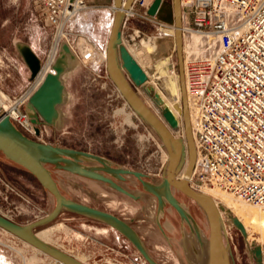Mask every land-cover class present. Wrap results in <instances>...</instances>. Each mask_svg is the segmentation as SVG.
<instances>
[{"label":"rangeland","instance_id":"obj_1","mask_svg":"<svg viewBox=\"0 0 264 264\" xmlns=\"http://www.w3.org/2000/svg\"><path fill=\"white\" fill-rule=\"evenodd\" d=\"M91 10L95 20L100 19L105 25L109 23L110 18L107 20L105 11ZM96 25L99 41L89 35L88 11L83 12L75 21L69 39L65 41L74 57L67 71L61 74L67 84L64 104L58 106L59 113L54 124L44 123L41 138H32L100 154L114 165L143 171L146 180L158 182L163 178L168 163L167 149L160 136L138 117L109 77L105 50L110 26ZM158 30L160 35L165 32L163 29ZM173 34L165 33V37L158 40L156 34L145 32V35L137 36L135 42L129 44L130 50L133 49L138 56L139 63L156 81L163 79L159 77L163 72H156L158 66L166 58L171 59L172 38L176 48L175 34L174 37L170 36ZM53 35L54 28L43 21L34 0H0V97L6 105L11 98L24 93L33 83V69L22 47L27 45L31 48L41 69L55 53ZM60 51L61 47L57 50L56 59ZM87 51L95 52L92 59L87 57ZM172 60L177 63L176 72L179 73L177 49H174ZM160 90L162 88L158 90L161 93ZM163 94L170 98V92ZM164 95L162 97L167 103ZM170 100L174 101L173 98ZM84 163L98 165L88 160ZM46 166L54 180H57L61 192L68 198L116 213L120 218L130 221L157 262L207 263V252L199 245L189 224L180 218L171 204H165L162 212L158 213L157 198L143 190L140 181L133 175L128 176L130 180L125 185L141 195L142 199L138 201L109 189L100 180L80 176L50 163ZM0 189L9 195L8 201L0 196V206L14 215V222L29 224L37 220V216L51 212L56 205L55 196L35 176L22 166L12 163L1 151ZM174 190L207 240L210 232L204 209L187 194ZM219 190L237 199L231 193ZM251 207L259 210L260 216L263 213L264 217V207L253 204ZM245 221H248V233L243 225L227 217L225 241L231 245L232 264H264V225L252 223L250 219ZM44 230L43 237L51 245L74 255L85 264H149L130 240L102 221L86 215L63 210L56 219L36 227L34 231L42 233ZM0 256L6 259L7 264H59L47 253L37 250L2 227Z\"/></svg>","mask_w":264,"mask_h":264},{"label":"built area","instance_id":"obj_2","mask_svg":"<svg viewBox=\"0 0 264 264\" xmlns=\"http://www.w3.org/2000/svg\"><path fill=\"white\" fill-rule=\"evenodd\" d=\"M34 1L46 23L54 28L55 53L69 39L80 15L96 7L87 0ZM125 2L121 7L125 11L122 36L128 48L137 36L145 35L132 25L133 18L175 31V23L148 13V0H133L128 9ZM181 4L184 77L196 147L189 184L197 191L221 189L264 207V0H181ZM109 8L111 29L117 8L114 2ZM173 53L170 57L176 72ZM51 59L42 66H49L43 76L38 79L40 69L32 85L11 98L3 110L30 137L41 138L44 123H34L26 106L46 74L54 71L53 64L49 65ZM179 105L181 132L175 136L187 140L184 105ZM6 193L0 189V196L8 201ZM0 213L13 221L14 215L2 205ZM47 214L37 216V220Z\"/></svg>","mask_w":264,"mask_h":264},{"label":"water","instance_id":"obj_3","mask_svg":"<svg viewBox=\"0 0 264 264\" xmlns=\"http://www.w3.org/2000/svg\"><path fill=\"white\" fill-rule=\"evenodd\" d=\"M133 0H126L124 7L126 9ZM163 0H153L150 3L148 13L156 16L161 8ZM123 0H114L117 8L113 18V25L109 32V40L106 46V66L109 77L114 82L118 91L122 94L129 106L135 113L144 120L160 136L164 147L168 152V163L163 172V178L158 182L146 180V174L143 171H137L121 166H111L109 160L100 154H94L89 151L77 150L74 148L61 147L44 141H39L25 135L13 122L8 114L0 110V151L5 156L20 166L30 170L41 185H43L51 194L55 196L56 205L54 209L45 215L42 219L21 224L14 222L0 213V228L10 232L14 236L20 237L28 244L33 245L40 251H43L53 257L59 264H85L74 255L56 248L55 246L43 241L37 237L35 228L50 223L63 211H73L83 216L92 217L98 221H104L113 229L115 228L123 234L144 256L149 264H161L157 262L146 248L144 241L136 229L126 220L109 211L83 204L64 195L59 187L57 180H54L52 173L46 164H53L59 168L76 173L80 176H86L96 180H104L119 191L129 194L134 198L138 196L123 188L111 178L106 177L99 172V162L105 164L109 172H115L119 178L123 179L121 173H131L138 177L144 186V189L157 198L159 211H162L165 204H171L178 212L180 218L187 222L191 231L195 233L199 245L207 252V264H232L231 245L227 244L226 225L221 217L220 209L215 199L209 194L194 190L189 184V178L195 165L196 149L192 144V133L190 121L188 119L189 107L187 105V91L184 90V62H183V6L181 0H173L174 20L176 25V38L178 48L179 74L182 82L184 119L186 133H188L190 157L189 165L184 171V178H179V173L183 170L186 163L185 158L187 149L183 138L179 135L181 132V119L171 105L166 103L161 93L157 90L153 82L146 74L143 66L136 61L131 50L126 46L122 36V21L125 11L122 7ZM38 67V65H37ZM33 69V68H32ZM40 67L33 69V78L39 72ZM61 71L55 69L49 72L43 79L39 87L31 94L27 109L32 115V121L54 124V119L59 113L58 106L64 101L65 85L61 80ZM139 86L143 92L139 91ZM149 99V102L148 100ZM39 132V130H38ZM85 160L92 161L98 165L83 164ZM187 194L197 204H200L205 211L209 222V238L204 239L200 227L185 207L181 204L175 190Z\"/></svg>","mask_w":264,"mask_h":264},{"label":"bare ground","instance_id":"obj_4","mask_svg":"<svg viewBox=\"0 0 264 264\" xmlns=\"http://www.w3.org/2000/svg\"><path fill=\"white\" fill-rule=\"evenodd\" d=\"M165 32L168 33V34H173V32H174L175 41H176V48L174 47V40L172 38V41L170 43L171 44L170 49H171V51L174 50V49L178 50V48H177V38H176V29H175V31H167V30H165ZM174 34H173V36H174ZM194 36H195L196 39L199 38L198 35H194ZM59 47L60 46H58L57 50L59 49ZM128 49L130 50V48H128ZM162 49H165V48L163 47ZM57 50H56V53H57ZM54 51H55V48L53 49V52ZM22 52L25 53V56H26V58L28 60V63L30 65V67H32L33 69H37L38 68L37 67L38 58H37L36 54L32 52L31 48L29 46H27V45H24V47H22ZM60 52H61V54H60V56L57 59H56V53L53 54L52 59L50 61L51 63L49 65L51 66L53 64L54 70L55 69H59L61 71V73L64 74L67 71V68L69 67V65L71 64L72 59L74 57V54H73V52H71V50L69 48V45L67 43H63V45L61 46V51ZM131 52H132L134 58L136 59V61L139 62L138 56L133 51V49L131 50ZM94 54H95L94 51H89V52L87 51V57H89L90 59L93 58ZM48 67L49 66H46L45 68H41V70L39 69L40 72L37 75L38 79L43 76V73L45 72V70ZM158 68L159 69L156 70L157 74L163 72L159 76V77H162L163 79L159 80V81H156L155 79H153L154 78L153 76L150 77L148 75V73L146 72V70L145 69L144 70H145L146 74L148 75V77L150 78L151 82H153V84L155 85V87L158 90L160 88H162V91L164 93L170 92V98L174 99L173 102H171L170 98L166 97L163 94V92L160 90L161 91V95L162 96L164 95L165 99L167 100V103L169 105H171L173 107V109L176 111V113L179 115V113H178V111L180 109V105L179 104L181 103L183 105V91H182V82H181L180 74L173 71V63L171 62V59L169 57L166 58V60L163 61V64L161 66H158ZM139 89L143 92V89H142L141 86H139ZM184 90L186 91V86L185 85H184ZM7 108H8L7 105L2 101V99L0 97V110H4L5 111V109H7ZM182 114H183V119H184V110H183ZM188 119L190 121V127H191V133H192V125H191V119H190L189 111H188ZM192 144L195 147L194 134L193 133H192ZM184 145H185V147L187 149V154H186V158H185L186 163L184 165L183 170L179 173L180 174L179 176L184 174V171L186 170V168L188 167L189 162H190L189 161V157H190V147H189V145H190V143H189L188 134H187V140H184ZM195 149H196V147H195ZM167 157H168V154H167ZM195 159H196V156H195ZM203 192L209 194L211 197H213L215 199V202L219 206L220 214H221V217H223V220H224L225 224H226L227 217H228V218H230L232 220V222L240 224V225H243V228L245 229V231H247V233H248V230L246 229L247 228V223L246 222H248V221H245V220L250 219V221L252 223H255V224L257 223L258 225H264V217H262L263 213L260 216V214L258 212L259 210L257 211L256 208L254 210L251 207V204H248V203L243 202V201H238L237 200L238 198L236 199L233 196H229L228 194H224L219 189L214 188V187H212V189H210L208 191H203ZM232 212H234L235 215H233ZM234 216H236L237 218L234 217ZM45 231L46 230H44L42 233L38 232V233H36V235H37V237H39L43 241H46L47 243H50L45 237H43ZM41 252H43V251H41ZM206 257H207V255H206ZM80 261H82V260H80ZM0 264H7L6 259L4 257H2V256H0ZM9 264H11V263H9Z\"/></svg>","mask_w":264,"mask_h":264},{"label":"crops","instance_id":"obj_5","mask_svg":"<svg viewBox=\"0 0 264 264\" xmlns=\"http://www.w3.org/2000/svg\"><path fill=\"white\" fill-rule=\"evenodd\" d=\"M87 1L90 4L96 6V7H93V9L105 11V15H106L107 20L111 17V10H110L109 6H110V4H112L114 2V0H87ZM148 1L152 2L153 0H148ZM169 2H170V4H169ZM91 11L92 10H88L89 35L91 38L99 41L100 37H99V34L97 33L98 25H96V23L101 24L100 27L104 26L105 24L100 22V19L95 20V17H94L95 14L94 15L91 14ZM39 13H40V11H39ZM156 17L161 21H168V22L175 23L173 0H172V4H171V0H163V2L161 4V8L159 9ZM43 21L46 23L44 18H43ZM131 21H132V25L135 28L138 27V28H141L142 30H144L146 33L156 34L157 37L159 38L158 40H162V38L165 37L164 33H163V35H160L158 28H155L153 26H150L149 24L143 23L142 21L138 20V18H133ZM105 26H108V23ZM61 80H63L62 76H61ZM63 82L65 85V89H67L66 81L63 80ZM63 104H64V101L62 104H60L59 107H61Z\"/></svg>","mask_w":264,"mask_h":264},{"label":"flooded vegetation","instance_id":"obj_6","mask_svg":"<svg viewBox=\"0 0 264 264\" xmlns=\"http://www.w3.org/2000/svg\"><path fill=\"white\" fill-rule=\"evenodd\" d=\"M102 156V155H101ZM107 159V158H106ZM85 162V161H84ZM83 162V164H85ZM92 162V161H91ZM95 163V162H94ZM97 164V163H96ZM98 164H99V172L100 173H102L103 175H105L106 177H108V178H111L112 180H114L116 183H118L119 185H121L123 188H125L126 190H128V191H131V192H133V193H135L137 196H138V198H134V197H132L131 195H129V194H125V193H123V192H121V191H119L118 189H116L114 186L112 187L111 186V184L109 183V182H107V181H104V180H102V179H100V182H102V183H104L109 189H111V190H115L116 192H119V193H122L123 195H125V196H128V197H130L131 199H133V200H135V201H138V200H141L142 199V197H141V195L140 194H138L137 192H135L133 189H130L128 186H126L125 185V182H127V181H129L130 180V177H128L129 175H133V174H131V173H127V174H124V173H121L122 174V176H123V179L122 178H119V176H118V174L117 173H115V172H109L107 169H106V167H105V164H103L102 162H99L98 161ZM109 164L111 165V166H114V167H117V165H114V164H112L111 163V161L109 160ZM134 176V175H133ZM135 177V176H134ZM139 181H140V179L138 178V177H136ZM140 185H141V187L143 188V190H145L144 189V186H143V184H142V181H140ZM146 191V190H145ZM148 192V191H147ZM150 193V192H149ZM159 207V206H158ZM158 207H157V209H158ZM104 210V209H103ZM162 211H159V209H158V213H161ZM112 214H116V213H112ZM117 215V214H116ZM118 216V215H117ZM160 220V219H159ZM127 222H129L130 223V221H127ZM103 224H105V225H108L107 223H105L104 221H103ZM109 226V225H108ZM111 227V226H110ZM115 229V228H114ZM116 230V229H115ZM119 232V231H118ZM120 233V232H119ZM121 234V233H120ZM123 235V234H122ZM124 236V235H123ZM125 237V236H124Z\"/></svg>","mask_w":264,"mask_h":264},{"label":"trees","instance_id":"obj_7","mask_svg":"<svg viewBox=\"0 0 264 264\" xmlns=\"http://www.w3.org/2000/svg\"><path fill=\"white\" fill-rule=\"evenodd\" d=\"M8 159V158H7ZM9 160V159H8ZM12 162V161H11ZM14 162V161H13ZM12 162V163H13ZM15 163V162H14ZM15 164H17V163H15ZM17 165H19V164H17ZM20 166V165H19ZM23 167V166H22ZM24 169H26L25 167H23ZM26 170H28V169H26ZM31 174H32V172L30 171V170H28ZM33 176H34V174H32Z\"/></svg>","mask_w":264,"mask_h":264}]
</instances>
